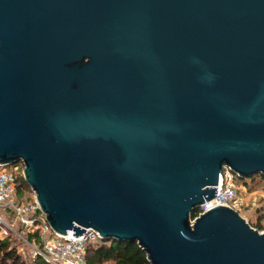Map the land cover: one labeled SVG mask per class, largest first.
<instances>
[{
	"label": "water",
	"instance_id": "obj_1",
	"mask_svg": "<svg viewBox=\"0 0 264 264\" xmlns=\"http://www.w3.org/2000/svg\"><path fill=\"white\" fill-rule=\"evenodd\" d=\"M58 234L92 227L150 264H264L217 205L264 177V0H0V164Z\"/></svg>",
	"mask_w": 264,
	"mask_h": 264
},
{
	"label": "built area",
	"instance_id": "obj_2",
	"mask_svg": "<svg viewBox=\"0 0 264 264\" xmlns=\"http://www.w3.org/2000/svg\"><path fill=\"white\" fill-rule=\"evenodd\" d=\"M15 165L17 170L4 169L3 164H0V209L10 219L0 214V237L16 239L21 245L27 244L31 247L32 260L40 257L48 264H86V245L100 238L99 233L92 227H83L84 232L77 236L73 231L58 234L52 230L33 192L27 201L15 198L18 176H23L22 163ZM236 177L234 172L224 166L218 176L216 195L197 207L192 220L217 205L234 209L243 216V202L238 194Z\"/></svg>",
	"mask_w": 264,
	"mask_h": 264
},
{
	"label": "trees",
	"instance_id": "obj_3",
	"mask_svg": "<svg viewBox=\"0 0 264 264\" xmlns=\"http://www.w3.org/2000/svg\"><path fill=\"white\" fill-rule=\"evenodd\" d=\"M21 163V162H16ZM259 176L264 180L261 174L253 175ZM238 177H236L237 179ZM29 188L22 175L18 176V188ZM196 210L192 211L193 217ZM258 230L264 229L259 221L254 225ZM18 243L13 238H0V264H27L21 257L16 248L15 243ZM86 264H150L146 258V253L139 247V245L132 241H120L114 239L100 240L90 242L86 245L85 252ZM31 264H48L42 258H35Z\"/></svg>",
	"mask_w": 264,
	"mask_h": 264
},
{
	"label": "rangeland",
	"instance_id": "obj_4",
	"mask_svg": "<svg viewBox=\"0 0 264 264\" xmlns=\"http://www.w3.org/2000/svg\"><path fill=\"white\" fill-rule=\"evenodd\" d=\"M16 163L6 164L2 167L4 169L17 170L18 167ZM17 167V168H16ZM237 184L239 185L238 194L242 199L243 207L241 208V214L246 218V220L254 225L258 221L264 225V180L260 179L259 176L248 177V178H237ZM32 190L29 188L19 187L15 198L17 200L27 201ZM0 214L4 216L7 220H10L8 216L5 215V211L0 209ZM264 230V229H262ZM260 230V231H262ZM27 237L30 238V236ZM1 238V237H0ZM102 240L97 238L96 241ZM16 248L19 251L21 257L25 260L27 264H31L32 252L31 247L27 244L22 243V245L16 242Z\"/></svg>",
	"mask_w": 264,
	"mask_h": 264
}]
</instances>
